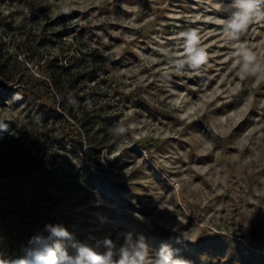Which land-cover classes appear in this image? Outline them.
<instances>
[{"label":"rangeland","instance_id":"374dc122","mask_svg":"<svg viewBox=\"0 0 264 264\" xmlns=\"http://www.w3.org/2000/svg\"><path fill=\"white\" fill-rule=\"evenodd\" d=\"M231 3L0 0L3 258L35 264L51 248L71 260L85 246L113 264L130 236L153 260L264 264V18L250 25L245 62L223 34ZM189 27L208 63L177 73L168 60L183 59ZM72 73L62 98L51 74ZM118 124L129 131L116 135ZM26 142L47 145L43 165L26 166Z\"/></svg>","mask_w":264,"mask_h":264},{"label":"clouds","instance_id":"9594fccd","mask_svg":"<svg viewBox=\"0 0 264 264\" xmlns=\"http://www.w3.org/2000/svg\"><path fill=\"white\" fill-rule=\"evenodd\" d=\"M216 7L218 11H223V2L219 3ZM229 7L234 11L230 20L221 21L223 24V34L228 41L234 43L235 51L233 54L242 57L247 62L249 56L253 57L255 55L247 40L250 34L249 28L258 19L264 18V0H232ZM69 11L67 8L63 9L64 13H68ZM179 36L185 42L183 59L168 60L170 69L177 73L184 70L198 72L202 66L208 63L209 59L208 52L201 44L199 29L186 28L179 33ZM159 51L164 52V49L161 48ZM69 99L71 103H75L74 100ZM4 127L6 129L7 125H4ZM112 131L116 135L123 136L129 131V128L124 124H118ZM51 231L57 237L68 235L64 229L59 227H53ZM104 244L106 247L111 248L113 242L110 239H105ZM126 244L128 247L122 249L123 259L113 262V264H188L186 261H173L170 255L155 260L147 258L149 257V253L146 245L143 242L133 245L130 236L126 240ZM129 249L131 250V256ZM111 256L112 253L110 251L105 255L89 247L81 246L78 249L76 258L69 260L66 255L59 254L56 250L50 248L46 252L37 253L34 257V262L35 264H65V262L67 264H110L109 258ZM0 264H29V262L26 259L18 257L3 258V254L0 253Z\"/></svg>","mask_w":264,"mask_h":264},{"label":"trees","instance_id":"16d2710c","mask_svg":"<svg viewBox=\"0 0 264 264\" xmlns=\"http://www.w3.org/2000/svg\"><path fill=\"white\" fill-rule=\"evenodd\" d=\"M2 43V37L0 35V44ZM7 68H6V63L4 60V55L2 51V47L0 46V79H2V82H0V85L4 86V89L1 90L3 93L6 89L7 86H5L6 83H10L9 80L3 79L4 75H6ZM76 74L78 73H72L67 76L68 80L66 82H59L58 78H55L52 74V81H51V87L53 89L58 90L60 92L62 98L65 97L66 89H68V86L72 83H74L76 79ZM68 83L66 86H62L61 84ZM50 87V86H49ZM6 96V95H5ZM61 107V105H60ZM64 107V106H62ZM89 120L85 119H80V122L82 123V127H85L86 131L89 133V128L88 126L90 125ZM80 147L83 149V142H81ZM99 148H96L95 146H90V148L87 150L85 149L86 153L88 154L89 160L92 162V164L98 168H102L104 165L100 160V151H98ZM96 150V151H95ZM26 163V166L29 165H43L47 159H48V154H47V145L42 142L40 144H35L33 142H26L21 144L20 152H19Z\"/></svg>","mask_w":264,"mask_h":264}]
</instances>
